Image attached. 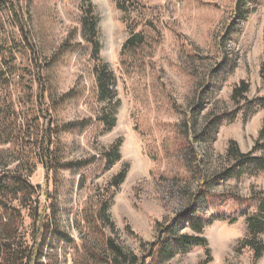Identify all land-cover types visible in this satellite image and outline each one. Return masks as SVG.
Listing matches in <instances>:
<instances>
[{"label":"rangeland","instance_id":"374dc122","mask_svg":"<svg viewBox=\"0 0 264 264\" xmlns=\"http://www.w3.org/2000/svg\"><path fill=\"white\" fill-rule=\"evenodd\" d=\"M238 1L92 0L98 17V58L115 79L110 87L115 123L105 132L92 124L62 136L68 160L95 161L78 173L62 172L56 193L41 166L31 175L30 183L40 187L41 203L46 202V186L55 195L56 221L66 236V241L55 238L52 249L45 247L42 264H73V250L85 236L86 208L96 205L109 180L125 165L128 172L113 194L108 212L112 228L106 234L126 251L139 254L143 245L155 241L157 224L172 226L174 216L187 205L174 178H188L177 126L191 106L202 109L199 123H205L203 114L223 118L214 140L195 146L206 176L224 166L231 141L244 154L255 150V157L264 156V106L249 110L251 103L246 104L264 99V0H244L237 9ZM81 6L82 0H0V118L6 115L2 122L12 137L22 131L15 148L13 141L1 144L5 140L0 138V156L9 168L17 164L10 163L11 157L22 145L32 146L36 128H46L50 119L77 123L109 113L111 106L94 98V63L80 38ZM133 32L145 35L146 43L132 56L122 53V47ZM242 81L249 86L246 101L232 102L231 93ZM209 86L204 104L196 103L198 92ZM41 88H53L59 97L74 95L69 94L72 97L56 113H46V105L38 101ZM117 140L122 143L120 161L105 170L98 155ZM29 160L36 165L32 156ZM211 190L259 198L264 173L226 180ZM216 201L219 204L208 203L204 209L210 221L203 231L208 264H264V249L255 260L244 243L250 237L246 219L256 215V204L240 205L231 197ZM27 222L24 218L25 227ZM178 231L191 234L186 225ZM259 238L264 246V233ZM205 250L193 248L165 264H198L207 256Z\"/></svg>","mask_w":264,"mask_h":264},{"label":"trees","instance_id":"16d2710c","mask_svg":"<svg viewBox=\"0 0 264 264\" xmlns=\"http://www.w3.org/2000/svg\"><path fill=\"white\" fill-rule=\"evenodd\" d=\"M91 2L92 0H82L79 20L80 38L88 45L91 60L94 63L92 67L94 98L107 108L111 106L109 113H97L94 119L77 123L59 124L57 120L50 119L46 128L41 130L36 128L35 142L32 146L22 145L17 151V155L11 157L10 163H17L14 167L9 168L10 164L4 161L3 156H0V264H42L45 247L52 249V241L55 238L65 240L66 236L61 233L56 221L55 195L54 197L50 195L46 186L42 192L48 204L46 206V202L41 203L38 200L40 187L33 186L30 183V177L36 166H41L45 172L47 184L54 188L53 191L56 193L62 187V172L75 174L91 166L95 161L94 158H92L93 161L68 160L64 143L61 140L62 136L66 132L77 128H86L92 124L99 125L104 132L111 130L114 126L113 112L116 104L111 105L114 101V93L111 92L110 87L115 86V79L98 58L100 51L97 32L98 17ZM243 4L244 0H239L236 8L239 9ZM145 43V35L133 32L124 42L122 53L127 52L132 56L138 54ZM63 46L64 44L59 49H63ZM223 64L226 65V63ZM51 66V62L47 63L45 71L47 72ZM39 73L41 71L38 68ZM214 73L217 76V71ZM38 79H40L39 76ZM209 79L208 76L207 80ZM52 90L53 88L39 90L38 101L46 105V113L49 111L56 113L62 103L74 95V93H68L66 96L59 97ZM210 91L211 86L206 88L205 93L199 91L198 102H195L204 104L203 101ZM248 91L249 86L244 81L240 82L231 93V101H246L245 96ZM248 103H251L248 109L252 110L255 107L264 106V99L255 101V105L252 102H246V104ZM42 109L39 108V111H43ZM201 110L199 104L191 106L189 113L184 117L185 119L177 126L178 135L183 140L180 151L183 153L182 163L188 178L183 177L179 180L175 177L174 181L176 185H179L177 187L187 200V205L184 210L174 216L172 226L165 225V223L157 224L155 241L148 244L146 248L143 245L142 252L139 254L126 251L117 241L106 234V229L112 228L108 212L113 194L123 184L128 172V167L125 165L109 180L104 193L95 203L96 205L90 204L86 208L82 218L85 236L84 239H81L79 248L73 250L75 252L73 264H165L196 247L206 249L207 255L198 264H208L210 256L203 231L210 221L204 216V209L208 203L219 204L217 199L228 197L240 205L256 204V215L246 219L250 237L244 243L254 252L255 260L261 257L264 246L259 236L264 233V194L263 197L259 195V198L244 199L230 194L212 193L211 187L226 180H238L246 175L255 176L264 173V156L255 157L253 155L255 150L252 153L244 154L240 152L238 145L231 141L226 150L224 166L215 173L206 176L203 170L204 161L195 146L211 143L219 126L223 123V118L219 116L208 118L209 114H203L202 119L205 120V123H199ZM5 119L6 115L4 118H0V138L5 140L1 144L13 141V148H15L20 144L17 137L22 131L19 129L17 134L12 137V132L5 131V128L8 127L4 126L2 122ZM260 133V138H262L264 130ZM21 141H24V138ZM121 145V141L117 140L99 153L97 159L105 170L120 161ZM31 156L36 161V165L29 160ZM87 204L89 205V203ZM24 218L28 219L27 227H25ZM181 225H186L191 234L179 232L178 227Z\"/></svg>","mask_w":264,"mask_h":264}]
</instances>
